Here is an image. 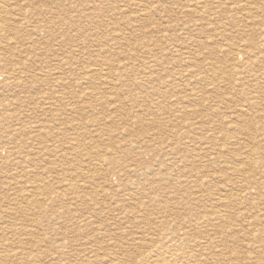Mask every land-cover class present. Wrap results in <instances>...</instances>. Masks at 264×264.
<instances>
[{
  "label": "rangeland",
  "instance_id": "obj_1",
  "mask_svg": "<svg viewBox=\"0 0 264 264\" xmlns=\"http://www.w3.org/2000/svg\"><path fill=\"white\" fill-rule=\"evenodd\" d=\"M13 1L19 5L25 3L24 1L21 2L22 0ZM61 1L62 0H43L35 2L36 4H25L31 6H24V14L25 17L28 16L27 19L21 22L20 18L15 16L12 21L14 24V31L12 32L11 28L9 30V34L18 32V37L16 36L17 47L12 45V48H4L2 49L3 51H0V162L4 163H0L2 165H0V171H2L0 173V197H2L0 198V206H3L4 209L10 207L9 210H4L3 207H0V236H3L0 237V255H2V258L0 257V262L1 260L3 261L0 264H59L58 262H60V264H107L108 262V264H140V261L144 259L148 262L152 261L151 263L154 262L155 264H168L169 261L171 264H196L195 261H198L197 264H199V262L200 264H213V262L214 264H256L257 260L262 261L258 263L264 264V224L262 228L261 225L263 221L256 220V217H253L254 214L257 213L261 215L255 214L257 217L264 218V192L262 190V188L264 189V42H262L264 40V0ZM236 1H238V4L235 6L232 2L236 3ZM229 2L232 4H229ZM34 4L36 7H34ZM204 7L206 10L203 9ZM62 10H64V12ZM45 11L49 12V14ZM157 11H159V13ZM184 11H188L187 13L190 15H187ZM205 11H208L210 15ZM197 17H203V20L207 17L205 18L206 22L203 20L200 21L201 19ZM30 23H33V26L30 25ZM43 23L44 25H42ZM67 23H71L69 25L72 27H69ZM209 23L213 26H210ZM190 24L194 25L191 26ZM202 26H204V28ZM30 27L31 29H29ZM196 27L199 28L197 29ZM208 27L212 31H210ZM35 35L39 38L35 39L33 37ZM27 36L28 38H26ZM20 37L21 39H18ZM116 38L119 40H116ZM186 39L188 41H186ZM60 42H64L65 45L63 44L62 47ZM73 42H75L74 45ZM83 42L86 44V49L83 46ZM183 42H185L186 45L182 44ZM45 43L48 46L45 45ZM75 45L78 47L76 48ZM66 46L68 47L66 48ZM47 47H50V50ZM55 47L57 48L55 49ZM70 47L73 49L71 50ZM178 48L182 49L178 50ZM13 49L14 51H12ZM98 52L101 53L99 54ZM243 52L245 53L239 57V53ZM38 54L40 58L37 57ZM6 56L8 57L5 58ZM71 56L74 57L72 58ZM70 58L73 59V61ZM187 59L189 62H187ZM191 59L193 61H191ZM20 61H24L25 63ZM86 61L91 63L89 64L90 66H87L88 63ZM54 62H57V66L55 65L53 68L51 65L54 66ZM65 62L67 66L64 67L63 64L65 65ZM73 64H75V66ZM15 65L20 69H16ZM193 66L195 69L192 68ZM97 67L98 70H96ZM249 67L253 68L249 69ZM67 68L68 71H66ZM6 70H10V72H6ZM19 70L22 71L21 77L19 76L21 73ZM53 70H58V72H55L57 74H54ZM95 71L98 73L96 74ZM100 71L102 73H100ZM131 71H134V73ZM188 71H191L190 74ZM195 71L199 72L195 73ZM93 73H95L94 77ZM103 73L108 77L106 75L103 76ZM166 73L167 75H165ZM58 74H60V76H58ZM99 74L101 75L100 78L96 77L99 76ZM49 75H51L52 78H50L51 76ZM88 77L89 80L87 79ZM118 77L120 79H118ZM7 78H10V81ZM23 78L26 81L19 87L21 88L25 85L26 88L24 87L25 89H23L22 87L20 89L18 85L16 87L14 84L20 79L24 80ZM14 79L18 80L16 81ZM55 79L56 81L53 82ZM119 80L122 82L121 84L118 82ZM123 81H126L124 82L126 84H123ZM174 81H176L175 84ZM86 83L87 86L85 85ZM111 83L113 85L115 84V86H112ZM189 85L190 87L187 89ZM178 86L179 88H176ZM32 87L36 90L32 91ZM110 88L112 90H110ZM194 89L197 90L195 91ZM41 91L43 93H41ZM192 93H194V95ZM22 94L25 95L22 96ZM27 94L32 95L29 97ZM191 94L193 95L192 98H190L192 96ZM2 95L4 96L2 97ZM197 95H200L199 98ZM44 98H47V101ZM196 98H198L197 101ZM56 99L57 102H55ZM36 102L38 107L35 104ZM187 104L192 107L189 108ZM71 106L73 109H71ZM136 112L138 114H136ZM37 116L39 118H37ZM26 117H29L30 120L29 118L26 119ZM35 118L39 122L37 121L36 123ZM30 124H32V126ZM45 128H47L48 131ZM192 131H194V133ZM8 133L9 139L7 137ZM48 137L50 141L47 139ZM185 138L187 139L185 140ZM71 140L72 142H69ZM73 140H75V143L78 141V143L74 144ZM192 140L195 142L192 143ZM30 143L33 146H31ZM82 144H85L84 147ZM195 145L197 146L195 147ZM73 146L77 149H75V147L73 148ZM6 147L7 150H5ZM203 147L204 152L201 151ZM46 148H48V150ZM32 149L37 151L32 153ZM191 149L194 150L191 151ZM8 153L9 155H5ZM30 153H32V155ZM50 155L51 157H49ZM73 155L76 157L73 158ZM198 155L202 157L200 156V158ZM10 156H12V158ZM189 157L190 159H188ZM86 161H88L90 165ZM25 167L27 169L23 170ZM189 167H191V169ZM47 170L51 172L48 173ZM52 170L56 171L54 172L55 174ZM32 172L35 175L32 174ZM13 173L15 174L14 176ZM18 173L19 176H16ZM198 173L202 175H198ZM76 174L77 176L79 175V178ZM11 175L13 177H11ZM65 175H68V177ZM190 176L193 178L190 179ZM14 177L17 178V182ZM75 177L77 179H73ZM206 177L208 179H205ZM52 179L57 180H54L57 185ZM66 179L69 181L68 184ZM70 179L72 180L70 181ZM21 182L24 185H22ZM25 182H28L27 184L29 185H26ZM53 183L55 185H52ZM186 183L188 184L186 185ZM44 184L47 186L45 188L46 192L43 191L44 188L42 185ZM133 184L134 186H132ZM4 189L6 192H4ZM22 191H25V193L22 194ZM16 192L17 198L14 195ZM65 192L69 198L65 196ZM191 192L193 193L192 195ZM248 194L250 197L247 196ZM26 195L28 196L26 197ZM32 195L34 198H32ZM8 197L11 198L9 199ZM23 197H26L28 200ZM78 198H81L80 202ZM13 200L16 201V206L13 204ZM20 200L22 202H20ZM59 201H61V204H57ZM9 204H13V206H9ZM26 204L27 208H24L23 206H26ZM14 206L15 209L13 208ZM191 206L192 208H190ZM28 208L32 210H28ZM56 211L58 212L56 213ZM62 212L63 214L59 216ZM54 213L57 215H54ZM50 216L54 218H50ZM1 217L4 221L6 220V223ZM220 217L224 219H220ZM10 218H12V220ZM17 219H23L24 221L19 220V222H17ZM159 219L161 221H159L160 224L159 222L157 223ZM238 219L239 221H237ZM193 220L194 223L192 222ZM230 220H234L235 222H231ZM240 220L241 223H239ZM247 220L249 222L250 220L252 221L250 222L252 226ZM21 221L25 224L21 223ZM50 221L54 223H50ZM243 221L246 223H243ZM210 222H212V225ZM238 223L240 225H238ZM218 224L221 225L219 226ZM227 224L232 226L228 225L230 226L228 228L226 227ZM16 225H18V227L20 225V227L18 228ZM247 225L250 227H247ZM22 226H24V228ZM163 226L167 229H164ZM240 226L241 228H239ZM28 227L31 228V230ZM16 229L19 230L15 231ZM27 230L31 233L28 234L29 231ZM20 231H22V233ZM161 231L167 232L168 234L162 233ZM61 232L62 235H60ZM172 233H174V236H171L173 235ZM222 233L230 235L223 234V236L226 237L224 238ZM19 234L20 237L18 236ZM24 234L25 236H23ZM27 234L29 236H27ZM119 234H121V236H119ZM146 234L149 238L145 237ZM184 235L189 236L188 240L187 236ZM190 235L193 238H191ZM194 235H196V237ZM259 235L260 237H258ZM176 236H178V238ZM1 238L5 240H1ZM163 238H166V242L163 241ZM171 238L174 239V242H178L176 241L177 239H186L184 240L185 243L184 241L178 242L183 251L179 248L180 246L178 243L169 242ZM15 240H18V243ZM250 240L253 242L251 243ZM28 241L30 242L28 243ZM157 241L160 242L158 243ZM193 242L196 244L195 246H193ZM21 243L23 245H21ZM44 243H48V245ZM161 243L166 244L163 246ZM173 243L174 246H172ZM191 243L193 244L192 246H190ZM38 245L39 247H37ZM166 245L171 247L168 246L165 248ZM7 246L11 249H7ZM159 247L162 249H159ZM163 247L165 251H169L165 253ZM14 248H16L15 250L17 251H15ZM37 248L40 251H38ZM98 248L99 250H97ZM190 248H193V251L190 250ZM7 250L10 254H6ZM147 250L150 253H148ZM171 250L173 253L175 252L174 254L172 253L175 257L170 255ZM202 250H205V253ZM13 252H15V255L11 254ZM92 252L93 255L91 254ZM185 252L188 253L186 254ZM16 253L19 257L21 256V258H16V256H18ZM181 253H185L186 255L189 254V257ZM191 253L193 256H191ZM150 254H152V259L150 258ZM204 254L210 255H208L209 257H205ZM28 255L31 256L29 257ZM86 256L89 258L86 259ZM254 256L257 257V259ZM186 257H188V260ZM46 258L48 260H46ZM202 258L204 261H200ZM15 259L20 261H14ZM51 259H53L54 262L53 260L51 262ZM154 259L157 261H154ZM192 260H194V262ZM25 261L27 263H25ZM205 261H207V263H205Z\"/></svg>",
  "mask_w": 264,
  "mask_h": 264
},
{
  "label": "bare ground",
  "instance_id": "obj_2",
  "mask_svg": "<svg viewBox=\"0 0 264 264\" xmlns=\"http://www.w3.org/2000/svg\"><path fill=\"white\" fill-rule=\"evenodd\" d=\"M20 1H21V0H20ZM23 1H24L25 3L19 5L18 3H15L13 0H9V1H7V0H0V51H1L2 49H4V48H5V49L12 48V45H15V46H16V43H17L16 40H17V37H18V36H17L18 32L15 31L16 33L9 34V32H10V31H9L10 28H11V31H12V32L14 31V28H13V25H14V24L12 23L14 17H15V16H18V17L20 18L21 22H22V21H25V20L27 19L28 16L25 17V14H24L25 8H24V6H25V7H31L30 5L27 6V5H25V4H27V3H35V2H37V1L39 2V1H43V0H22L21 2H23ZM55 1H57V0H55ZM62 1H63V0H62ZM62 1H61V2H62ZM202 1H203V0H202ZM217 1H218V0H217ZM58 2H59V1H58ZM61 2H60V3H61ZM200 2H201V1H200ZM200 2H199V3H200ZM204 2H205V1H204ZM208 2H209V1H208ZM237 2H238V1H236V3H234V2H232V3L236 6V4H238ZM53 3H54V1H53ZM209 3H210V2H209ZM227 3H228V2H227ZM232 3L229 2V4H232ZM35 4H36V3H35ZM35 4H34V5H35ZM197 4H198V3H197ZM205 4H206V3H205ZM216 4H217V3H216ZM229 4H228V5H229ZM53 5H54V4H53ZM55 5H56V4H55ZM61 5H62V4H61ZM211 5H212V3H211ZM32 6H33V5H32ZM57 6H60V5H57ZM201 6H202V5H201ZM203 6H204V5H203ZM213 6H214V5H213ZM216 6H217V5H216ZM34 7H36V5H35ZM211 7H212V6H211ZM46 8H47V7H46ZM46 8H45V9H46ZM49 8H50V7H49ZM49 8H48V9H49ZM62 8H63V7H62ZM64 8H65V7H64ZM209 8H210V6H209ZM26 9H27V8H26ZM38 9H39V8H38ZM51 9H52V8H51ZM88 9H89V8H88ZM156 9H157V8H156ZM156 9H155V11H156ZM188 9H189V8H188ZM203 9H205V7H204ZM84 10H86V9H84ZM90 10H91V9H90ZM158 10H159V9H158ZM183 10H184V9H183ZM205 10H206V9H205ZM216 10H217V9H216ZM37 11H38V10H37ZM41 11H42V10H41ZM48 11H49V10H48ZM52 11H55V10H52ZM62 11L64 12V10H62ZM69 11H70V10H69ZM86 11H87V10H86ZM181 11H182V10H181ZM189 11H190V9H189ZM191 11H192V10H191ZM33 12H34V11H33ZM39 12H40V11H39ZM39 12H38V13H39ZM45 12H47V11H45ZM58 12H59V11H58ZM79 12H80V11H79ZM79 12H78V15H79ZM83 12H84V11H83ZM157 12L159 13V11H157ZM177 12H178V11H177ZM177 12H176V13H177ZM182 12H183V11H182ZM184 12H186V11H184ZM187 12H188V11H187ZM187 12H186V13H187ZM205 12H206V11H205ZM215 12H217V11H215ZM36 13H37V12H36ZM43 13H44V12H43ZM47 13L49 14V12H47ZM52 13H53V12H52ZM186 13H184V14H186ZM194 13H195V12H194ZM206 13L209 14L208 11H207ZM212 13H213V11H212ZM34 14H35V13H34ZM59 14H60V13H59ZM71 14H72V13H71ZM81 14H82V13H81ZM83 14H84V13H83ZM188 14H189V13H187V15H188ZM41 15H42V14H41ZM51 15H52V14H51ZM63 15H65V14H63ZM86 15H87V14H86ZM189 15H190V14H189ZM191 15H192V12H191ZM202 15H204V14H202ZM209 15H210V14H209ZM49 16H50V15H49ZM55 16H56V15H55ZM57 16H58V15H57ZM67 16H68V15H67ZM200 16H201V15H200ZM206 16H207V15H206ZM34 17H35V16H34ZM41 17H42V16H41ZM84 17H85V15H84ZM89 17H90V16H89ZM198 17H199V16H198ZM198 17H197V18H198ZM207 17H208V16H207ZM207 17H205V18H207ZM211 17H212V15H211ZM53 18H54V17H53ZM67 18H68V17H67ZM86 18H87V17H86ZM91 18H92V17H91ZM202 18H203V17H200V18H198V19H201L200 21H202V20H203ZM205 18H204L203 21L206 22ZM28 19H29V18H28ZM49 19H50V18H49ZM49 19H48V20H49ZM61 19H62V18H61ZM61 19H60V20H61ZM63 19H64V16H63ZM74 19H75V17H74ZM79 19H80V18H79ZM53 20H54V19H53ZM60 20H59V21H60ZM65 20H66V19H65ZM70 20H71V19H70ZM27 21H28V20H27ZM35 21H36V19H35ZM67 21H68V20H67ZM198 21H199V20H198ZM57 22H58V21H57ZM60 22H62V21H60ZM63 22H64V20H63ZM69 22H71V21H69ZM76 22H78V21H76ZM190 22H191V21H190ZM23 23H25V22H23ZM23 23H21V24H23ZM27 23H28V22H27ZM44 23H45V22H44ZM44 23H43L42 25H44ZM71 23H73V22H71ZM71 23H67V24L69 25V24H71ZM79 23H80V22H79ZM194 23H195V22H194ZM32 24H33V23H32ZM32 24L30 23V25H32ZM59 24H62V23H59ZM67 24H66V25H67ZM77 24H78V23H77ZM206 24H207V23H206ZM28 25H29V24H28ZM47 25H48V24H47ZM56 25H57V24H56ZM72 25H73V24H72ZM74 25H75V24H74ZM81 25H82V24H81ZM190 25H191V24H190ZM193 25H194V24H193ZM193 25H191V26H193ZM209 25H210V26H213V25H211L210 23H209ZM32 26H33V25H32ZM50 26H51V24H50ZM58 26H59V25H58ZM58 26H57V28H58ZM62 26H63V25H62ZM62 26H61V28H62ZM75 26H76V25H75ZM197 26H199V25H197ZM69 27H72V26L69 25ZM79 27H80V26H79ZM176 27H177V26H176ZM202 27L204 28V26H202ZM206 27H207V26H206ZM206 27H205V28H206ZM23 28H24V27H23ZM42 28H43V26H42ZM52 28H53V27H52ZM66 28H67V27H66ZM76 28H77V27H76ZM76 28H75V29H76ZM188 28H189V27H188ZM193 28H194V27H193ZM193 28H192V29H193ZM196 28L198 29L199 27H196ZM208 28H209V27H208ZM29 29H31V27H30ZM50 29H51V28H50ZM50 29H48V30H50ZM54 29H55V27H54ZM79 29H81V28H79ZM178 29H179V28H178ZM211 29H212V27H211ZM213 29H214V28H213ZM22 30H23V29H22ZM25 30H26V29H25ZM45 30H47V29H45ZM59 30H60V28H59ZM69 30H70V29H69ZM73 30H74V29H73ZM189 30H190V29H189ZM207 30H208V29H207ZM209 30H210V28H209ZM214 30H215V29H214ZM57 31H58V30H57ZM83 31H84V30H83ZM185 31H186V30H185ZM196 31H197V30H196ZM199 31H200V30H199ZM210 31H212V30H210ZM215 31H216V30H215ZM7 32H8V33H7ZM27 32H28V30H27ZM27 32H26V33H27ZM29 32H30V31H29ZM61 32H62V31H61ZM85 32H86V31H85ZM88 32H89V31H88ZM183 32H184V31H183ZM21 33H22V32H21ZM31 33H32V32H31ZM48 33H49V32H48ZM53 33H54V32H53ZM77 33H78V32H77ZM175 33H177V32H175ZM38 34H39V33H38ZM62 34H63V33H62ZM62 34H61V35H62ZM185 34H186V33H185ZM185 34H184V36H185ZM196 34H197V33H196ZM19 35H20V34H19ZM22 35H24V34H22ZM43 35H44V34H43ZM73 35H74V34H73ZM73 35H72V36H73ZM82 35H84V34H82ZM182 35H183V34H182ZM16 36H17V37H16ZM35 36H36V37H35ZM35 36H33V37L36 39V38H37V35H35ZM40 36H41V35H40ZM72 36H71V37H72ZM74 36H75V35H74ZM74 36H73V37H74ZM194 36H195V35H194ZM29 37H30V36H29ZM31 37H32V36H31ZM42 37H43V36H42ZM50 37H51V35H50ZM85 37H86V36H85ZM116 37H117V36H116ZM172 37H173V36H172ZM23 38H24V37H23ZM26 38H28V36H27ZM38 38H39V37H38ZM38 38H37V39H38ZM53 38H54V37H53ZM113 38H114V37H113ZM185 38H186V37H185ZM18 39H21V37L18 38ZM72 39H74V38H72ZM76 39H79V38H76ZM82 39H83V38H82ZM117 39H118V38H116V40H117ZM167 39H168V38H167ZM167 39H166V40H167ZM173 39H174V38H173ZM79 40H81V39H79ZM112 40H113V39H112ZM118 40H119V39H118ZM181 40H182V39H181ZM30 41H32V40H30ZM56 41H57V40H56ZM56 41H55V42H56ZM60 41H62V40H60ZM71 41H72V40H71ZM75 41H76V40H75ZM84 41H85V40H84ZM183 41H184V40H183ZM186 41H188V40L186 39ZM36 42H37V41H36ZM55 42H54V43H55ZM65 42H66V41H65ZM68 42H69V41H68ZM76 42H77V41H76ZM115 42H116V41H115ZM262 42H264V40H263ZM31 43H32V42H31ZM33 43L35 44L34 41H33ZM69 43H70V42H69ZM74 43H75V42H73V45H74ZM79 43H80V42H79ZM81 43H82V42H81ZM83 43H84V42H83ZM86 43H87V41H86ZM191 43H192V42H191ZM29 44H30V43H29ZM60 44H61L62 47H63L64 42H60ZM60 44H59V45H60ZM115 44H117V43H115ZM182 44H185V42H183ZM192 44H193V43H192ZM25 45H26V44H25ZM30 45H31V44H30ZM45 45H47V44L45 43ZM49 45H50V44H49ZM64 45H65V44H64ZM85 45H86V44L84 43L83 46H84V48L86 49ZM185 45H186V44H185ZM188 45H189V44H188ZM188 45H187V46H188ZM194 45H195V44H194ZM194 45H193V46H194ZM18 46H19V45H18ZM34 46H36V45H34ZM40 46H41V45H40ZM47 46H48V45H47ZM52 46H53V45H52ZM79 46H81V45H79ZM189 46H191V45H189ZM16 47H17V46H16ZM20 47H22V46H20ZM67 47H68V46H66V48H67ZM75 47H76V45H75ZM77 47H78V46H77ZM77 47H76V48H77ZM81 47H82V46H81ZM99 47H100V46H99ZM32 48H34V47H32ZM32 48H31V49H32ZM47 48H48V47H47ZM49 48H50V47H49ZM49 48H48V49H49ZM56 48H57V47H55V49H56ZM84 48H83V49H84ZM172 48H173V47H172ZM187 48H188V47H187ZM187 48H186V49H187ZM248 48H249V47H248ZM44 49H45V48H44ZM70 49L72 50L73 48L70 47ZM80 49H81V48H80ZM80 49H79V50H80ZM83 49H82V50H83ZM179 49H182V48H178V50H179ZM10 50H11V49H10ZM32 50H33V49H32ZM49 50H50V49H49ZM71 50H70V51H71ZM183 50H184V49H183ZM183 50H181V51H183ZM2 51H3V50H2ZM12 51H14V49H13ZM46 51H47V50H46ZM56 51H57V50H56ZM58 51H60V50H58ZM65 51H66V50H65ZM76 51H77V49H76ZM98 51H99V50H98ZM163 51H164V50H163ZM16 52H18V51H16ZM30 52H32V51H30ZM49 52H50V51H49ZM52 52H54V51H52ZM60 52H61V51H60ZM73 52H74V51H73ZM80 52H81V51H80ZM173 52H174V51H173ZM183 52H184V51H183ZM18 53H19V52H18ZM84 53H85V52H84ZM98 53H99V52H98ZM100 53H101V52H100ZM100 53H99V54H100ZM169 53H170V52H169ZM244 53H245V52H243V53H239V57H241ZM16 54H17V53H16ZM26 54H27V52H26ZM52 54H53V53H52ZM64 54H66V53H64ZM85 54H86V53H85ZM92 54H93V53H92ZM174 54H175V53H174ZM249 54H250V53H249ZM21 55H22V53H21ZM40 55H41V54H40ZM48 55H49V54H48ZM50 55H51V53H50ZM68 55H70V54H68ZM87 55H88V54H87ZM0 56H1V55H0ZM11 56H12V55H11ZM14 56H15V54H14ZM31 56H32V55H31ZM33 56H35V55H33ZM85 56H86V55H85ZM165 56H166V54H165ZM174 56H175V55H174ZM247 56H248V55H247ZM252 56H253V55H252ZM7 57H8V56H6L5 58H7ZM26 57H27V56H26ZM37 57H39V54H38ZM37 57H35V58H37ZM60 57H61V54H60ZM71 57H72V56H71ZM73 57H74V56H73ZM73 57H72V58H73ZM75 57H77V56H75ZM90 57H91V56H90ZM162 57H163V56H162ZM166 57H167V56H166ZM166 57H164V58H166ZM185 57H186V52H185ZM250 57H251V56H250ZM5 58H3V59H5ZM23 58H24V57H23ZM29 58H31V57H29ZM39 58H40V57H39ZM39 58H38V59H39ZM55 58H56V57H55ZM65 58H66V57H65ZM68 58H69V56H68ZM88 58H89V57H88ZM151 58H152V57H151ZM167 58H168V57H167ZM174 58H175V57H174ZM178 58H179V57H178ZM21 59H22V58H21ZM25 59H26V58H25ZM25 59H24V60H25ZM47 59H48V58H47ZM63 59H64V58H63ZM63 59H62V60H63ZM70 59H71V58H70ZM80 59H81V58H80ZM82 59H83V57H82ZM91 59H92V57H91ZM93 59H94V57H93ZM149 59H150V58H149ZM149 59H146V60H149ZM162 59H163V58H162ZM236 59H237V58H236ZM15 60H16V59H15ZM29 60H30V59H29ZM60 60H61V59H60ZM64 60H65V59H64ZM71 60L73 61V59H71ZM87 60H89V59H87ZM151 60H152V59H151ZM153 60H154V59H153ZM159 60H160V59H159ZM165 60H166V59H165ZM172 60H173V59H172ZM182 60H183V59H182ZM0 61H1V58H0ZM38 61H39V60H38ZM40 61H41V60H40ZM54 61H55V60H54ZM80 61H81V60H80ZM83 61H84V60H83ZM93 61H95V60H93ZM191 61H193V60L191 59ZM17 62H19V61H17ZM20 62L23 63L24 61H20ZM36 62H37V60H36ZM45 62H46V61H45ZM62 62H63V61H62ZM77 62H78V61H77ZM86 62H87V61H86ZM149 62H150V61H149ZM153 62H154V61H153ZM155 62H156V61H155ZM168 62H169V61H168ZM187 62H189L188 59H187ZM200 62H201V61H200ZM200 62H197V63H200ZM247 62H249V61H247ZM24 63H25V62H24ZM26 63H27V62H26ZM41 63H42V61H41ZM54 63H55V62H54ZM54 63H53V64H54ZM56 63H57V62H56ZM56 63L54 64V66H53V65H51V66L54 68L55 65L57 66ZM68 63H69V62H68ZM87 63H88L87 66H90L89 64H91V63H89V62H87ZM93 63H94V62H93ZM141 63H142V62H141ZM181 63H182V62H181ZM0 64H1V62H0ZM9 64H10V63H9ZM15 64H16V63H15ZM27 64H28V63H27ZM62 64H63V63H62ZM62 64H61V65H62ZM82 64H84V63H82ZM138 64H139V63H138ZM147 64H148V62H147ZM182 64H183V63H182ZM188 64H189V63H188ZM248 64H249V63H248ZM252 64H253V63H252ZM19 65H20V64H19ZM70 65H71V64H70ZM73 65L75 66V64H73ZM80 65H81V64H80ZM108 65H110V64H108ZM143 65H144V64H143ZM145 65H146V64H145ZM150 65H151V62H150ZM152 65H153V64H152ZM166 65H167V62H166ZM183 65H184V64H183ZM192 65H193V64H192ZM202 65H203V63H202ZM204 65H205V64H204ZM21 66H22V65H21ZM28 66H30V65H28ZM44 66H45V65H44ZM44 66H43V68H44ZM63 66H64V67L67 66L66 62H65V65L63 64ZM63 66H62V67H63ZM77 66H78V65H77ZM81 66H82V65H81ZM98 66H100V65H98ZM148 66H149V64H148ZM168 66H169V65H168ZM189 66H190V65H189ZM197 66H198V64H197ZM199 66H200V65H199ZM207 66H208V65H207ZM252 66H253V65H252ZM7 67H8V66H7ZM11 67H12V66H11ZM34 67H35V66H34ZM83 67H84V65H83ZM92 67H93V66H92ZM105 67H106V66H105ZM121 67H122V66H121ZM150 67H151V66H150ZM156 67H157V66H156ZM172 67H173V66H172ZM180 67H181V66H180ZM190 67H191V66H190ZM190 67H189V68H190ZM202 67H203V66H202ZM202 67H201V68H202ZM210 67H211V65H210ZM210 67H209V69H210ZM2 68H3V66H2ZM15 68H16V69H20V68H18L16 65H15ZM15 68H14V69H15ZM25 68H27V67H25ZM28 68H29V67H28ZM50 68H51V67H50ZM68 68H69V67H68ZM68 68H67L66 71H68ZM70 68H71V67H70ZM74 68H75V67H74ZM85 68H86V67H85ZM94 68H95V67H94ZM108 68H109V66H108ZM130 68H131V67H130ZM146 68H147V67H146ZM153 68H155V67H153ZM170 68H171V67H170ZM192 68H194V66H193ZM204 68H206V67H204ZM252 68H253V67H251V68L249 67V69H252ZM3 69H4V68H3ZM5 69H6V68H5ZM7 69H9V68H7ZM36 69H37V68H36ZM38 69H39V68H38ZM86 69H87V68H86ZM104 69H106V68H104ZM121 69H122V68H121ZM132 69H133V68H132ZM185 69H186V68H185ZM194 69H195V68H194ZM30 70H31V69H30ZM41 70H43V69H41ZM51 70H52V69H51ZM55 70H56V69H55ZM73 70H74V69H73ZM77 70H78V69H77ZM77 70H76V72H77ZM83 70H84V69H83ZM96 70H98V67H97ZM101 70H102V68H101ZM106 70H107V69H106ZM122 70H123V69H122ZM171 70H172V69H171ZM188 70H189V69H188ZM197 70H198V69H197ZM1 71H2V70H1ZM11 71H12V70H11ZM13 71H14V70H13ZM19 71H21V70H19ZM53 71H54V70H53ZM74 71H75V70H74ZM87 71H88V70H87ZM90 71H91V69H90ZM102 71H103V70H102ZM111 71H112V70H111ZM124 71H125V70H124ZM168 71H169V70H168ZM240 71H241V69H240ZM6 72H10V70H8V71L6 70ZM35 72H36V71H35ZM43 72H44V71H43ZM47 72H48V70H47ZM50 72H51V71H50ZM55 72H58V70H57V71H54V74H57V73H55ZM72 72H73V71H72ZM95 72H96V74L98 73L97 71H95ZM103 72H104V71H103ZM107 72H108V71H107ZM131 72L134 73V71H131ZM165 72H166V70H165ZM188 72H189V71H188ZM190 72H191V71H190ZM190 72H189V74H190ZM197 72H199V71H197ZM197 72L195 71V73H197ZM17 73H18V71H17ZM30 73H31V72H30ZM30 73H29V74H30ZM39 73H40V71H39ZM44 73H45V72H44ZM73 73H74V72H73ZM78 73H79V72H78ZM83 73H84V72H83ZM100 73H102V72L100 71ZM123 73H124V72H123ZM150 73H151V72H150ZM152 73H153V72H152ZM154 73H155V71H154ZM163 73H164V72H163ZM167 73H168V72H167ZM167 73H166L165 75H167ZM172 73H173V72H172ZM248 73H249V72H248ZM1 74H2V73H1ZM6 74H7V73H6ZM21 74H22V71H21V73L19 74V76H20ZM24 74H25V73H24ZM67 74H69V73H67ZM91 74H92V73H91ZM91 74H90V76H91ZM94 74H95V73H93V77H94ZM103 74H104V73H103ZM108 74H110V73H108ZM113 74H114V73H113ZM146 74H147V73H146ZM148 74H149V73H148ZM168 74H169V73H168ZM173 74H174V73H173ZM179 74H181V73H179ZM186 74H187V73H186ZM10 75H12V74H10ZM17 75H18V74H17ZM42 75H43V74H42ZM70 75H71V74H70ZM84 75H85V74H84ZM105 75H106V74H104L103 76H105ZM138 75H140V74H138ZM143 75H144V74H143ZM149 75H150V74H149ZM149 75H148V76H149ZM153 75H154V74H153ZM183 75H184V74H183ZM13 76H14V75H13ZM13 76H11V77H13ZM37 76H38V75H37ZM49 76H51V75H49ZM54 76H55V75H54ZM56 76H57V75H56ZM58 76H60V74H58ZM65 76H66V75H65ZM79 76H80V75H79ZM79 76H78V77H79ZM82 76H83V75H82ZM95 76H96V75H95ZM100 76H101V75L99 74V76H96V77H99V78H100ZM106 76H107V75H106ZM117 76H118V75H117ZM117 76H116V77H117ZM123 76H124V75H123ZM144 76H146V75H144ZM173 76H174V75H173ZM201 76H202V75H201ZM238 76H239V75H238ZM240 76H241V75H240ZM243 76H244V75H243ZM8 77H9V76H8ZM14 77H15V76H14ZM14 77H13V78H14ZM20 77H21V76H20ZM34 77H35V76H34ZM63 77H64V76H63ZM107 77H108V76H107ZM107 77H106V78H107ZM119 77H120V76H119ZM119 77H118V79H120ZM141 77H142V75H141ZM151 77H152V76H151ZM171 77H172V76H171ZM250 77H251V76H250ZM1 78H2V77H1ZM16 78H17V77H16ZM50 78H52V76H51ZM67 78H68V77H67ZM82 78H83V77H82ZM91 78H92V76H91ZM104 78H105V77H104ZM138 78H139V77H138ZM186 78H187V75H186ZM188 78H189V77H188ZM248 78H249V77H248ZM7 79H9V81H10V78H7ZM23 79H24V78H23ZM28 79H29V78H28ZM39 79H40V78H39ZM53 79H54V78H53ZM56 79H57V78H56ZM56 79H55L53 82H55ZM73 79H74V78H73ZM87 79L89 80V77H88ZM118 79H117V80H118ZM142 79H143V78H142ZM177 79H178V78H177ZM177 79H176V80H177ZM11 80H12V79H11ZM14 80L17 81L18 79H14ZM40 80H42V79H40ZM85 80H86V79H85ZM90 80H91V79H90ZM97 80H98V79H97ZM100 80H101V79H100ZM107 80H109V79H107ZM115 80H116V79H115ZM144 80H145V79H144ZM169 80H170V79H169ZM174 80H175V79H174ZM190 80H191V78H190ZM16 81H15V82H16ZM25 81H26L25 79H24V80L20 79V80H18L17 83H15L14 85H15L16 87H17V85H18V87H19V86H21V84L24 83ZM93 81H94V80H93ZM104 81H105V80H104ZM171 81H172V80H171ZM185 81H186V80H185ZM188 81H189V79H188ZM7 82H8V80H7ZM13 82H14V81H13ZM35 82H36V81H35ZM70 82H71V81H70ZM70 82H69V83H70ZM73 82H74V81H73ZM75 82H76V81H75ZM85 82H86V81H85ZM118 82H120V80H119ZM124 82H126V81H123V84H126V83H124ZM147 82H148V81H147ZM149 82H150V81H149ZM161 82H162V80H161ZM175 82H176V81H174V84H175ZM1 83H2V82H1ZM27 83H28V82H27ZM87 83H88V82H87ZM87 83L85 84L86 86H87ZM91 83H92V82H91ZM113 83H114V82H113ZM121 83H122V82H120V84H121ZM129 83H131V82H129ZM137 83H138V82H137ZM143 83H145V82H143ZM157 83H158V82H157ZM178 83H179V82H178ZM198 83H199V82H198ZM201 83H202V82H201ZM8 84H9V83H8ZM88 84H89V83H88ZM100 84H101V82H100ZM111 84H112V83H111ZM180 84H181V83H180ZM191 84H192V82H191ZM36 85H37V84H36ZM58 85H59V84H58ZM60 85H61V84H60ZM79 85H80V84H79ZM81 85H82V84H81ZM85 85H84V86H85ZM93 85H95V84H93ZM93 85H91V86H93ZM127 85H128V84H127ZM149 85H150V84H149ZM165 85H166V84H165ZM177 85H178V84H177ZM187 85H188V84H187ZM198 85H199V84H198ZM0 86H1V85H0ZM28 86L30 87L29 84H28ZM69 86H70V84H69ZM76 86H77V85H76ZM86 86H85V87H86ZM103 86H104V85H103ZM105 86H106V85H105ZM112 86H115V84H114V85L112 84ZM131 86H132V85H131ZM147 86H148V84H147ZM155 86H156V85H155ZM175 86H176V85H175ZM179 86H180V85H179ZM179 86L176 87V88H179ZM191 86H193V85H191ZM6 87H7V86H6ZM22 87H23V86H22ZM22 87H21V88H22ZM24 87H25V85H24ZM24 87H23V89L26 88V87H25V88H24ZM29 87H28V88H29ZM36 87H37V86H36ZM36 87H34V88H36ZM58 87H59V86H58ZM58 87H57V88H58ZM89 87H90V86H89ZM110 87H111V86H110ZM125 87H126V85H125ZM128 87H129V86H128ZM136 87H137V86H136ZM145 87H146V86H145ZM148 87H149V86H148ZM160 87H161V86H160ZM165 87H166V86H165ZM186 87H187V86H186ZM186 87H185V88H186ZM189 87H190V85L188 86L187 89H189ZM200 87H201V86H200ZM4 88H5V87H4ZM11 88H12V86H11ZM19 88H20V87H19ZM21 88H20V89H21ZM69 88H70V87H69ZM72 88H73V87H72ZM77 88H78V86H77ZM112 88H114V87H112ZM129 88H130V87H129ZM155 88H156V87H155ZM163 88H164V87H163ZM191 88H192V87H191ZM9 89H10V88H9ZM13 89H14V88H13ZM13 89H12V90H13ZM16 89H17V88H16ZM30 89H31V87H30ZM39 89H40V88H39ZM48 89H49V87H48ZM75 89H76V88H75ZM86 89H87V88H86ZM134 89H135V88H134ZM156 89H157V88H156ZM160 89H161V88H160ZM166 89H167V88H166ZM174 89H175V88H174ZM192 89H193V88H192ZM2 90H4V89H2ZM5 90H6V88H5ZM5 90H4V91H5ZM35 90H36V89H35ZM35 90H34L33 87H32V91H35ZM40 90H41V89H40ZM110 90H112V89L110 88ZM194 90H195V89H194ZM196 90H197V89H196ZM196 90H195V91H196ZM4 91H3V92H4ZM30 91H31V90H30ZM45 91H46V90H45ZM47 91H48V90H47ZM63 91H65V90H63ZM70 91H71V90H70ZM70 91H68V92H70ZM88 91H89V90H88ZM101 91H102V90H101ZM106 91H107V89H106ZM108 91H109V90H108ZM128 91H129V90H128ZM134 91H135V90H134ZM134 91H133V93H134ZM176 91H177V90H176ZM176 91H175V92H176ZM13 92H14V91H13ZM15 92H16V91H15ZM27 92H28V91H27ZM65 92H66V91H65ZM92 92H93V91H92ZM136 92H137V90H136ZM166 92H167V91H166ZM186 92H187V90H186ZM17 93H19V92H17ZM31 93H32V92H31ZM41 93H43V92L41 91ZM47 93H48V92H47ZM54 93H55V91H54ZM66 93H67V92H66ZM89 93H90V91H89ZM89 93H88V94H89ZM93 93H94V92H93ZM133 93H131V94H133ZM178 93H179V91H178ZM194 93H195V92H194ZM194 93H192V94L194 95ZM25 94H26V93H25ZM25 94H22V96H24ZM131 94H130V95H131ZM176 94H177V93H176ZM186 94H187V93H186ZM189 94H190V93H189ZM192 94H191V95H192ZM27 95H29V94H27ZM30 95H32V94H30ZM30 95H29V97H30ZM53 95H54V94H53ZM60 95H61V94H60ZM89 95H90V94H89ZM150 95H151V94H150ZM154 95H155V94H154ZM157 95H158V94H157ZM165 95H166V94H165ZM168 95H169V94H168ZM193 95H192L190 98H192ZM3 96H4V95H2V97H3ZM6 96H7V94H6ZM15 96H16V95H15ZM34 96H35V95H34ZM91 96H92V95H91ZM133 96H134V95H133ZM152 96H153V95H152ZM155 96H156V95H155ZM155 96H154V97H155ZM187 96H188V95H187ZM187 96H186V97H187ZM195 96H196V95H195ZM195 96H194V97H195ZM197 96H198V95H197ZM199 96H200V95H199ZM199 96H198V98H199ZM10 97H11V96H10ZM50 97H51V96H50ZM55 97H56V93H55ZM62 97H63V96H62ZM92 97H93V96H92ZM95 97H96V96H95ZM161 97H162V96H161ZM173 97H174V96H173ZM8 98H9V96H8ZM17 98H18V96H17ZM22 98H23V97H22ZM22 98H21V99H22ZM47 98L50 99L49 97H47ZM47 98H44V99L46 100ZM52 98H53V97H52ZM57 98H58V97H57ZM65 98H66V97H65ZM144 98H145V97H144ZM198 98H196V101H197ZM10 99H11V98H10ZM27 99H28V98H27ZM27 99H26V101H27ZM58 99H60V98H58ZM66 99H67V98H66ZM139 99H140V98H139ZM188 99H189V98H188ZM7 100H8V99H7ZM29 100H30V99H29ZM40 100H41V99H40ZM51 100H53V99H51ZM62 100H63V99H62ZM190 100H191V99H190ZM38 101H39V100H38ZM46 101H47V100H46ZM48 101H49V100H48ZM187 101H188V100H187ZM42 102H45V101H42ZM42 102H40V103H42ZM55 102H57V99H56ZM66 102H67V101H66ZM66 102H65V103H66ZM194 102H195V101H194ZM194 102H193V103H194ZM198 102H199V100H198ZM28 103H32V102H28ZM59 103H60V102H59ZM68 103H69V102H68ZM138 103H139V102H138ZM172 103H173V102H172ZM175 103H176V102H175ZM184 103H185V102H184ZM184 103H183V104H184ZM186 103H187V102H186ZM7 104H8V103H7ZM33 104H34V103H33ZM35 104H36V106H37V102H36ZM63 104H64V103H63ZM72 104H73V103H72ZM75 104H76V103H75ZM136 104H137V102H136ZM136 104H135V105H136ZM139 104H140V103H139ZM189 104H190V102H189ZM12 105H13V104H12ZM14 105H15V104H14ZM18 105H19V104H18ZM52 105H53V104H52ZM55 105H56V104H55ZM184 105H186V104H184ZM187 105H188V104H187ZM191 105H192V104H191ZM16 106H17V105H16ZM16 106H15V107H16ZM24 106H25V103H24ZM31 106H32V104H31ZM62 106H63V105H62ZM179 106H181V105H179ZM37 107H38V106H37ZM49 107H50V106H49ZM73 107H74V105H73ZM128 107H129V106H128ZM141 107H142V106H141ZM174 107H175V105H174ZM177 107H178V104H177ZM188 107L191 108L192 106H189V105H188ZM3 108H4V107H3ZM40 108H41V107H40ZM52 108H53V106H52ZM68 108H70V107H68ZM143 108H144V107H143ZM179 108H180V107H179ZM6 109L9 110L8 108H6ZM16 109H17V108H16ZM44 109H49V108H44ZM71 109H73L72 106H71ZM76 109H77V108H76ZM76 109H75V110H76ZM175 109H176V108H175ZM11 110H12V109H11ZM11 110H10V111H11ZM18 110H19V109H18ZM27 110H28V109H27ZM30 110H31V109H30ZM32 110H33V108H32ZM40 110H41V109H40ZM50 110H51V109H50ZM181 110H182V109H181ZM183 110H184V109H183ZM186 110H187V109H186ZM1 111H2V110H1ZM10 111H9V112H10ZM15 111H16V110H15ZM42 111H43V110H42ZM45 111H46V110H45ZM54 111H55V110H54ZM144 111H145V110H144ZM17 112H18V111H17ZM19 112H20V111H19ZM38 112H39V111H38ZM59 112H60V111H59ZM63 112H64V110H63ZM68 112H69V110H68ZM6 113H7V112H6ZM10 113H11V112H10ZM25 113H26V111H25ZM33 113H34V112H33ZM42 113H44V112H42ZM45 113H46V112H45ZM139 113H141V112H139ZM186 113H188V112H186ZM193 113H194V112H193ZM1 114H2V113H1ZM136 114H138V113L136 112ZM175 114H176V113H175ZM175 114H174V115H175ZM62 115H63V114H62ZM183 115H184V114H183ZM185 115H187V114H185ZM24 116H25V115H24ZM26 116H27V115H26ZM30 116H31V115H30ZM181 116H182V115H181ZM41 117H42V116H41ZM59 117H60V116H59ZM61 117H62V116H61ZM2 118H3V117H2ZM5 118H6V117H5ZM28 118H29V117H28ZM28 118L26 117V119H28ZM37 118H39V117L37 116ZM11 119H12V118H11ZM23 119H24V118H23ZM5 120H6V119H5ZM29 120H30V118H29ZM35 120H36V118H35ZM37 121H38V120H36L35 122L37 123ZM28 122H29V121H28ZM38 122H39V121H38ZM40 122H41V120H40ZM16 123H17V122H16ZM23 123H24V121H23ZM42 123H43V122H42ZM0 124H1V122H0ZM25 124H26V123H25ZM7 125H8V124H7ZM9 125H10V123H9ZM18 125H19V124H18ZM18 125H17V126H18ZM20 125H21V124H20ZM30 125L32 126V124H30ZM0 126H1V125H0ZM35 126H36V124H35ZM35 126H34V128H35ZM42 126H43V125H42ZM42 126H41V127H42ZM44 126H45V125H44ZM191 126H192V125H191ZM191 126H190V127H191ZM196 126H197V125H196ZM198 126H199V125H198ZM201 126H202V125H201ZM3 127H4V124H3ZM18 127H19V126H18ZM18 127H17V128H18ZM24 127H25V126H24ZM27 127H28V126H27ZM194 127H195V126H194ZM21 128H22V127H21ZM34 128H33V129H34ZM38 128H39V127H38ZM38 128H36V129H38ZM36 129H35V131H36ZM39 129H40V128H39ZM45 129L47 130V128H45ZM71 129H72V128H71ZM185 129H186V128H185ZM198 129H199V128H198ZM202 129H203V128H202ZM0 130H1V129H0ZM14 130H15V129H14ZM30 130H31V128H30ZM186 130H187V129H186ZM203 130H204V129H203ZM9 131H10V130H9ZM27 131H28V130H27ZM47 131H48V130H47ZM47 131H46V132H47ZM7 132H8V130H7ZM10 132H11V131H10ZM12 132H13V131H12ZM16 132H17V131H16ZM25 132H26V131H25ZM31 132H32V131H31ZM31 132H30V133H31ZM96 132H97V131H96ZM187 132H188V131H187ZM192 132L194 133V131H192ZM204 132H205V130H204ZM204 132H202V133H204ZM28 133H29V132H28ZM36 133H39V132H36ZM43 133H45V132H43ZM202 133H200V134H202ZM31 134H32V133H31ZM41 134H42V133H41ZM91 134H92V133H91ZM200 134H199V135H200ZM3 135H4V134H3ZM3 135H2V136H3ZM7 135H8V136H7L8 139H9V133H8ZM32 135H33V134H32ZM100 135H101V134H100ZM26 136H27V135H26ZM39 136H40V135H39ZM0 137H1V136H0ZM4 137H5V136H4ZM4 137H2V138H4ZM22 137H23V136H22ZM40 137H41V136H40ZM5 138H6V137H5ZM25 138H26V137H25ZM57 138H58V137H57ZM101 138H102V137H101ZM194 138H195V137H194ZM10 139H11V138H10ZM14 139H15V137H14ZM17 139H18V137H17ZM33 139H34V138H33ZM33 139H31V140H33ZM47 139L49 140V137H48ZM53 139H54V138H53ZM75 139H76V138H75ZM186 139H187V138H185V140H186ZM4 140H5V139H4ZM31 140H30V141H31ZM188 140H189V139H188ZM197 140H199V139H197ZM5 141H6V140H5ZM14 141H15V140H14ZM14 141H13V142H14ZM16 141H17V140H16ZM22 141H23V140H22ZM41 141H42V140H41ZM49 141H50V140H49ZM73 141H74V144L78 143L77 140H76V141H77L76 143H75V140H73ZM106 141H107V140H106ZM189 141H190V140H189ZM192 141H193V140H192ZM192 141H191V142H192ZM10 142H11V141H10ZM28 142H29V141H28ZM31 142H32V141H31ZM35 142H36V141H35ZM35 142H34V143H35ZM44 142H45V141H44ZM69 142H72V140L69 141ZM108 142H109V141H108ZM194 142H195V141H193L192 143H194ZM81 143H82V142H81ZM188 143H189V142H188ZM203 143H204V142H203ZM0 144H1V143H0ZM38 144H39V143H38ZM47 144H48V143H47ZM91 144H92V143H91ZM196 144H197V142H196ZM201 144H202V142H201ZM201 144H200V145H201ZM204 144H205V143H204ZM204 144H203V145H204ZM7 145H8V144H7ZM30 145L33 146L31 143H30ZM40 145H41V144H40ZM43 145H44V143H43ZM79 145H80V143H79ZM82 145H83V144H82ZM84 145H85V144H84ZM84 145H83V147H84ZM93 145H94V144H93ZM102 145H103V144H102ZM186 145H187V144H186ZM9 146H10V145H9ZM12 146H13V145H12ZM12 146H11V147H12ZM18 146H19V145H18ZM38 146H39V145H38ZM52 146H53V145H52ZM70 146H71V145H70ZM80 146H81V145H80ZM169 146H170V145H169ZM169 146H168V147H169ZM182 146H183V145H182ZM184 146H185V144H184ZM196 146H197V145H195V147H196ZM1 147H2V145H1ZM40 147H41V146H40ZM40 147H39V148H40ZM45 147H46V146H45ZM49 147H50V146H49ZM74 147H75V146H73V148H74ZM90 147H92V146H90ZM170 147H171V146H170ZM185 147H186V146H185ZM195 147H194V148H195ZM201 147H202V146H201ZM4 148H5V147H4ZM42 148H44V147H42ZM58 148H59V147H58ZM58 148H57V149H58ZM79 148H80V147H79ZM81 148H82V146H81ZM190 148H191V147H190ZM192 148H193V147H192ZM29 149H30V148H29ZM29 149H28V150H29ZM37 149H38V148H37ZM40 149H41V148H40ZM46 149L48 150V148H46ZM51 149H52V148H51ZM75 149H77V148L75 147ZM75 149H70V150H75ZM86 149H87V148H86ZM122 149H123V148H122ZM135 149H136V147H135ZM142 149H143V148H142ZM187 149H188V146H187ZM187 149H186V150H187ZM199 149H200V148H199ZM5 150H7V147H6ZM23 150H24V149H23ZM32 150H33L32 153H34L35 151H37V150H34V149H32ZM43 150H44V149H43ZM79 150H80V149H79ZM99 150H100V149H99ZM193 150H194V149H191V151H193ZM197 150H198V149H197ZM8 151H9V150H8ZM12 151H13V150H12ZM44 151H45V150H44ZM55 151H56V150H55ZM55 151H54V152H55ZM59 151H60V150H59ZM59 151H58V152H59ZM201 151L204 152V147H203V150L201 149ZM126 152H127V151H126ZM131 152H132V151H131ZM189 152H190V151H189ZM203 152H202V153H203ZM205 152H206V151H205ZM2 153H3V152H2ZM4 153H5V152H4ZM32 153H30V154L32 155ZM36 153H37V152H36ZM36 153H35V154H36ZM79 153H80V151H79ZM129 153H130V152H129ZM129 153H128V154H129ZM195 153H196V151H195ZM195 153H194V154H195ZM80 154H81V153H80ZM98 154H99V153H98ZM123 154H124V153H123ZM189 154H191V153H189ZM189 154H188V155H189ZM5 155H9V153H8V154H5ZM13 155H14V154H13ZM15 155H16V154H15ZM20 155H21V154H20ZM24 155H25V154H24ZM43 155H45V154H43ZM68 155H69V154H68ZM68 155H67V156H68ZM76 155H78V154H76ZM124 155H125V154H124ZM145 155H146V154H145ZM196 155H197V154H196ZM202 155H203V154H202ZM29 156H30V155H29ZM37 156H38V155H37ZM39 156H40V155H39ZM45 156H46V155H45ZM45 156H44V157H45ZM65 156H66V154H65ZM65 156H63V157H65ZM71 156H72V155H71ZM73 156H74V155H73ZM193 156H194V155H193ZM198 156L200 157L201 155H198ZM10 157L12 158V156H10ZM20 157H21V156H20ZM27 157H28V156H27ZM31 157H33V156H31ZM49 157H51V155H50ZM75 157H76V156H74L73 158H75ZM95 157H96V156H95ZM195 157H196V156H195ZM199 157H198V159H199ZM201 157H202V156H201ZM201 157H200V158H201ZM23 158H24V157H23ZM34 158H35V157H34ZM66 158H67V157H66ZM66 158H65V160H66ZM73 158H72V159H73ZM192 158H193V157H192ZM204 158H205V157H204ZM57 159H58V158H57ZM106 159H107V158H106ZM188 159H190V157H189ZM19 160H22V159H19ZM94 160H95V159H94ZM97 160H98V158H97ZM99 160H100V158H99ZM108 160H109V159H108ZM114 160H115V159H114ZM22 161H23V160H22ZM30 161H31V160H30ZM109 161H110V160H109ZM198 161H199V160H198ZM10 162H11V161H10ZM26 162H27V161H26ZM86 162L88 163V161H86ZM99 162H100V161H99ZM99 162H98V164H99ZM139 162H140V161H139ZM196 162H197V161H196ZM0 163H1V162H0ZM2 163H3V162H2ZM2 163H1V164H2ZM63 163H64V162H63ZM83 163H84V162H83ZM87 163H86V164H87ZM92 163H93V162H92ZM1 164H0V165H1ZM3 164H4V163H3ZM21 164H22V163H21ZM84 164H85V163H84ZM88 164L90 165V163H88ZM113 164H114V163H113ZM195 164H196V163H195ZM195 164H194V165H195ZM27 165H28V164H27ZM65 165H66V164H65ZM82 165H83V164H82ZM121 165H122V164H121ZM121 165H120V166H121ZM1 166H2V165H1ZM15 166H16V165H15ZM28 166H29V165H28ZM83 166H84V165H83ZM86 166H87V165H86ZM98 166H99V165H98ZM101 166H102V165H101ZM136 166H137V165H136ZM95 167H96V166H95ZM104 167H105V165H104ZM127 167H129V166H127ZM132 167H133V165H132ZM141 167H142V165H141ZM193 167H194V166H193ZM117 168H118V167H117ZM129 168H130V167H129ZM189 168L191 169V167H189ZM13 169H14V168H13ZM17 169H18V168H17ZM26 169H27V168L25 167V169H23V170H26ZM28 169H29V168H28ZM51 169H53V168H51ZM113 169H114V167H113ZM2 170H4V169H2ZM7 170H8V169H7ZM43 170H44V169H43ZM10 171H11V170H10ZM16 171H17V170H16ZM36 171H37V170H36ZM38 171H39V170H38ZM52 171H53V170H52ZM140 171H141V170H140ZM1 172H2V171H0V173H1ZM23 172H24V171H23ZM47 172H48V170H47ZM50 172H51V171H50ZM50 172H48V173H50ZM54 172H56V171L54 170L53 173H54ZM61 172H62V170H61ZM69 172H70V171H69ZM141 172H142V171H141ZM6 173H7V172H6ZM14 173H15V172H14ZM14 173H13V176L15 175ZM35 173H36V172H35ZM45 173H46V172H45ZM45 173H44V174H45ZM48 173H47V174H48ZM62 173H63V172H62ZM67 173H68V172H67ZM71 173H72V172H71ZM73 173H74V171H73ZM73 173H72V174H73ZM136 173H137V172H136ZM139 173H140V172H139ZM29 174H30V172H29ZM32 174H34V173L32 172ZM40 174H41V173H40ZM44 174H43V175H44ZM47 174H46V175H47ZM54 174H55V173H54ZM60 174H61V173H60ZM64 174H65V173H64ZM128 174H129V173H128ZM141 174H144V173H141ZM141 174H140V175H141ZM203 174H204V173H203ZM17 175L19 176V173L16 174V176H17ZM22 175H23V174H22ZM26 175H27V174H26ZM34 175H35V174H34ZM37 175H38V174H37ZM46 175H45V176H46ZM49 175H52V174H49ZM73 175H74V174H73ZM81 175H82V174H81ZM189 175H190V174H189ZM198 175H202V174H199V173H198ZM13 176L11 175V177H13ZM45 176H44V177H45ZM65 176L68 177V175H65ZM76 176H77V174H76ZM78 176H79V175H78ZM78 176H77V177H78ZM143 176H144V175H143ZM21 177H22V176H21ZM133 177H134V176H133ZM141 177H142V176H141ZM200 177H201V176H200ZM203 177H204V176H203ZM4 178H5V177H4ZM14 178H15V181H16L17 178H16V177H14ZM14 178H13V180H14ZM55 178H56V177H55ZM78 178H79V177H78ZM139 178H140V177H139ZM189 178L192 179L193 177L190 176ZM198 178H199V176H198ZM214 178H215V177H214ZM18 179H19V178H18ZM42 179H43V178H42ZM73 179H77V178L75 177V178H73ZM121 179H122V178H121ZM140 179H141V178H140ZM143 179H145V178H143ZM205 179H208V178L206 177ZM205 179H204V180H205ZM3 180H4V179H3ZM8 180H9V178H8ZM47 180H50V179H47ZM52 180H53V179H52ZM54 180H55V179H54ZM54 180H53V181H54ZM58 180H59V179H58ZM66 180H67V179H66ZM71 180H72V179H70V181H71ZM187 180H188V179H187ZM193 180H194V179H193ZM209 180H210V179H209ZM25 181H26V180H25ZM45 181H46V180H45ZM50 181H51V180H50ZM55 181H57V180H55ZM55 181H54V183L56 184ZM136 181H137V180H136ZM211 181H212V179H211ZM211 181H210V182H211ZM16 182H17V181H16ZM28 182H29V181H28ZM28 182H25V184H26V185H29V184H27ZM36 182H38V181H36ZM48 182H49V181H48ZM62 182H63V181H62ZM68 182H69V181L67 180V184H68ZM129 182H130V181H129ZM186 182H187V181H186ZM42 183H43V181H42ZM45 183H46V182H45ZM54 183H53L52 185H55ZM74 183H75V182H74ZM138 183H139V182H138ZM189 183H191V182H189ZM198 183H199V182H198ZM200 183H201V182H200ZM204 183H205V182H204ZM2 184H3V182H2ZM18 184H19V182H18ZM21 184H22V182H21ZM30 184H31V183H30ZM37 184H38V183H37ZM187 184H188V183H186V185H187ZM202 184H203V182H202ZM206 184H207V183H206ZM206 184H205V185H206ZM5 185H6V184H5ZM14 185H15V184H14ZM22 185H24V184H22ZM44 185H45V184H44ZM44 185H42L43 188H44V190H43V189H42V190L46 192V189H45V188H46L47 186H46V185L44 186ZM50 185H51V184H50ZM56 185H57V184H56ZM90 185H92V184H90ZM101 185H102V184H101ZM127 185H128V184H127ZM3 186H4V185H3ZM3 186H2V187H3ZM11 186H13V185H11ZM18 186H19V185H18ZM20 186H21V185H20ZM30 186H31V185H30ZM67 186H69V185H67ZM98 186H99V185H98ZM128 186H130V185H128ZM132 186H134V184H133ZM194 186H196V185H194ZM5 187H6V186H5ZM5 187H4V188H5ZM9 187H10V186H9ZM26 187H27V186H26ZM40 187H41V186H40ZM61 187H62V186H61ZM93 187H94V186H93ZM93 187H92V188H93ZM135 187H136V186H135ZM137 187H138V186H137ZM20 188H21V187H20ZM22 188H23V187H22ZM30 188H31V187H30ZM62 188H63V187H62ZM78 188H79V187H78ZM81 188H82V187H81ZM83 188H84V187H83ZM88 188H89V187H88ZM115 188H116V187H115ZM0 189H1V188H0ZM5 189H6V188H5ZM5 189H4V192H6ZM33 189H34V188H33ZM36 189H38V188H36ZM36 189H35V190H36ZM55 189H56V188H55ZM107 189H108V188H107ZM112 189H113V188H112ZM191 189H192V188H191ZM17 190H18V189H17ZM27 190H28V189H27ZM30 190H31V189H30ZM39 190H40V188H39ZM39 190H38V191H39ZM42 190H41V191H42ZM52 190H53V189H52ZM58 190H59V189H58ZM58 190H55V191H58ZM60 190H61V188H60ZM60 190H59V191H60ZM87 190H88V189H87ZM95 190H96V189H95ZM132 190H133V189H132ZM199 190H200V189H199ZM203 190H204V188H203ZM262 190H263V192H264V189H263V188H262ZM7 191H8V188H7ZM20 191H21V190H20ZM31 191H33V190H31ZM53 191H54V190H53ZM119 191H120V190H119ZM128 191H129V189H128ZM130 191H131V189H130ZM195 191H196V190H195ZM36 192H37V191H36ZM45 192H43V193H45ZM66 192H67V191H66ZM66 192H65V196H67V195H66ZM74 192H75V191H74ZM139 192H140V189H139ZM188 192H189V190H188ZM23 193H25V191H22V194H23ZM26 193H28V192H26ZM95 193H96V192H95ZM115 193H116V192H115ZM248 193H250V192H248ZM261 193H262V191H261ZM16 194H17V192L14 194L15 197H16ZM38 194H40V193H38ZM55 194H56V193H55ZM62 194H63V193H62ZM62 194H61V195H62ZM83 194H85V193H83ZM86 194H87V193H86ZM99 194H100V193H99ZM134 194H135V193H134ZM137 194H138V193H137ZM139 194H140V193H139ZM192 194H193V193L191 192V195H192ZM12 195H13V194H12ZM30 195H31V194H30ZM118 195H119V194H118ZM128 195H129V194H128ZM27 196H28V195H26V197H27ZM32 196H33V195H32ZM43 196H45V195H43ZM63 196H64V195H63ZM124 196H125V195H124ZM247 196L250 197L249 194H248ZM26 197H25V198L23 197V198H24V199H27ZM67 197H68V196H67ZM116 197H117V196H116ZM126 197H127V196H126ZM0 198H2V197H0ZM8 198H9V197H8ZM10 198H11V197H10ZM10 198H9V199H10ZM16 198H17V197H16ZM30 198H31V197H30ZM30 198H29V199H30ZM32 198H34V196H33ZM68 198H69V197H68ZM68 198H67V199H68ZM81 198H82V197H81ZM81 198H80V199H81ZM120 198H121V197H120ZM24 199H23V200H24ZM78 199H79V198H78ZM78 199H77V200H78ZM80 199L78 200L79 202H80ZM134 199H135V197H134ZM134 199H133V200H134ZM4 200H5V199H4ZM27 200H28V199H27ZM27 200H26V201H27ZM30 200H31V199H30ZM71 200H72V199H71ZM71 200H70V201H71ZM13 201H14V200H13ZM26 201H24V202H26ZM56 201H57V199H56ZM61 201H62V199H61ZM61 201L57 202V204L60 203ZM63 201H64V200H63ZM73 201H74V200H73ZM73 201H72V202H73ZM0 202H1V201H0ZM5 202H6V201H5ZM11 202H12V201H11ZM11 202H10V203H11ZM15 202H16V201H14L13 204H15ZM20 202H22V201L20 200ZM24 202H23V203H24ZM31 202H32V201H31ZM47 202H49V201H47ZM64 202H65V201H64ZM66 202H67V201H66ZM120 202H121V201H120ZM7 203H8V202H7ZM7 203H6V204H7ZM29 203H30V202H29ZM32 203H33V202H32ZM32 203H31V204H32ZM124 203H125V202H124ZM13 204H11V205L9 204V206H13ZM20 204H21V203H20ZM24 204H25V203H24ZM60 204H61V203H60ZM64 204H65V203H64ZM73 204H74V203H73ZM85 204H86V203H85ZM3 205H4V203H3ZM22 205H23V204H22ZM32 205H33V204H32ZM32 205H31V206H32ZM15 206H16V204H15ZM15 206L13 207L14 209H15ZM18 206H19V205H18ZM0 207H1V206H0ZM2 207H3V206H2ZM2 207H1V208H2ZM5 207H6V205H5ZM19 207H20V206H19ZM23 207H24V208H25V207L27 208V204H26V206H23ZM54 207H55V206H54ZM1 208H0V210H1ZM9 208H10V207H8V209H7V208L4 209V207H3L4 210H6V209L9 210ZM20 208H21V207H20ZM115 208H116V207H115ZM119 208H120V207H119ZM123 208H124V207H123ZM190 208H192V206H191ZM33 209H35V208H33ZM55 209H56V207H55ZM60 209H61V208H60ZM108 209H109V208H108ZM17 210H19V209H17ZM28 210H32V209H29V208H28ZM61 210H62V209H61ZM13 211H14V210H13ZM35 211H36V210H35ZM58 211H59V210H58ZM58 211H56V213H57ZM6 212H7V211H6ZM24 212H25V211H24ZM24 212H23V213H24ZM26 212H27V211H26ZM28 212H29V211H28ZM47 212H48V211H47ZM15 213H16V212H15ZM48 213H50V212H48ZM123 213H124V212H123ZM0 214H1V213H0ZM3 214H4V213H3ZM18 214H19V213H18ZM61 214H63V212L60 213L59 216H61ZM126 214H127V213H126ZM218 214H219V213H218ZM253 214H254V213H253ZM255 214H257V213H255ZM255 214H254L253 217H256V218H255L256 220H262V221L264 222V218H260L259 216L257 217ZM4 215H5V214H4ZM19 215H20V214H19ZM52 215H53V214H52ZM54 215H57V214L54 213ZM127 215H128V214H127ZM221 215H222V214H221ZM257 215H260V214H257ZM6 216H7V215H6ZM14 216H15V214H14ZM14 216H13V217H14ZM22 216H23V215H22ZM124 216H125V215H124ZM260 216H261V215H260ZM3 217H5V216H3ZM9 217H10V214H9ZM11 217H12V216H11ZM16 217H17V216H16ZM18 217H19V216H18ZM51 217H53V216H50V218H51ZM127 217H128V216H127ZM246 217H247V216H246ZM20 218H22V217H20ZM53 218H54V217H53ZM142 218H143V217H142ZM216 218H217V217H216ZM216 218H215V219H216ZM221 218H222V217H220V219H221ZM242 218H243V217H242ZM1 219H2V217H1ZM4 219H6V218H4ZM10 219L12 220V218H10ZM24 219H25V218H24ZM222 219H224V218H222ZM244 219H245V218H244ZM2 220H3V219H2ZM7 220H9V219H7ZM11 220H10V222H11ZM17 220H18V219H17ZM19 220H23V219H19ZM19 220H18L17 222H19ZM52 220H54V219H52ZM156 220H157V219H156ZM190 220H191V219H190ZM226 220H227V219H226ZM234 220H235V219H234ZM234 220H232V221L230 220V221H231V222H235ZM3 221H4V220H3ZM5 221H6V220H5ZM5 221H4V222H5ZM13 221H14V219H13ZM23 221H24V220H23ZM153 221H154V220H153ZM159 221H160V219L157 221V223H158ZM162 221H163V220H162ZM199 221H200V220H199ZM199 221H198V222H199ZM215 221H216V220H215ZM221 221H222V220H221ZM237 221H239V219H238ZM247 221H248V220H247ZM0 222H1V221H0ZM8 222H9V221H8ZM52 222H53V221H52ZM52 222L50 221V223H52ZM55 222H56V221H55ZM136 222H137V221H136ZM160 222H161V221H160ZM160 222H159V224H160ZM164 222H165V221H164ZM192 222L194 223V220H193ZM192 222H190V223H192ZM244 222H245V221H243V223H244ZM248 222H249V221H248ZM250 222H252V221L250 220ZM250 222H249V224H250ZM254 222H255V221H254ZM263 222H262L261 227H262L263 224H264ZM5 223H6V222H5ZM14 223H15V222H14ZM21 223H24V222L21 221ZM21 223H20V224H21ZM28 223H29V222H28ZM53 223H54V222H53ZM137 223H138V222H137ZM152 223H153V222H152ZM210 223H211V225H212V222H210ZM216 223H217V222H216ZM218 223H219V222H218ZM239 223H241V220H240ZM239 223H238V225H240ZM245 223H246V222H245ZM257 223H258V222H257ZM8 224H9V223H8ZM24 224H25V223H24ZM132 224H133V223H132ZM155 224H156V223H155ZM208 224H209V223H208ZM224 224H225V223H224ZM232 224H233V223H232ZM259 224H261V223H259ZM9 225H10V224H9ZM13 225H14V224H13ZM21 225H22V224H21ZM31 225H32V224H31ZM36 225H37V224H36ZM39 225H40V224H39ZM39 225H38V226H39ZM55 225H56V224H55ZM55 225H54V227H55ZM156 225H157V224H156ZM188 225H189V224H188ZM195 225H198V224H195ZM218 225H219V224H218ZM220 225H221V224H220ZM220 225H219V226H220ZM228 225H230V224H227L226 227H228V228H229L230 226H232V225H230V226H228ZM250 225L252 226V224H250ZM257 225H258V224H257ZM4 226H5V225H4ZM11 226H12V225H11ZM11 226H9V227H11ZM16 226L18 227V225H16ZM41 226H42V225H41ZM152 226H153V225H152ZM164 226H165V223H164ZM164 226H163V227H164ZM185 226H187V225H185ZM200 226H201V225H200ZM214 226H215V225H214ZM242 226H244V225H242ZM2 227H3V226H2ZM12 227H13V226H12ZM19 227H20V225H19ZM19 227H18V228H19ZM22 227L24 228V226H22ZM25 227H26V225H25ZM29 227H30V226H29ZM29 227H28V228H29ZM39 227H40V226H39ZM169 227H170V226H169ZM247 227H250V226L247 225ZM259 227H260V225H259ZM263 227H264V226H263ZM263 227H262V228H263ZM15 228H16V227H15ZM36 228H37V227H36ZM160 228H162V227H160ZM184 228H185V227H184ZM197 228H198V227H197ZM214 228H215V227H214ZM233 228H234V227H233ZM239 228H241V226H240ZM255 228H256V227H255ZM3 229H4V228H3ZM3 229H2V230H3ZM29 229L31 230V228H29ZM34 229H35V227H34ZM54 229H55V228H54ZM56 229H58V228H56ZM162 229H163V228H162ZM164 229H167V228L164 227ZM164 229H163V230H164ZM171 229H172V228H171ZM171 229H170V230H171ZM212 229H213V228H212ZM4 230H5V229H4ZM4 230H3V231H4ZM18 230H19V229H18ZM18 230L16 229L15 231H18ZM21 230H22V229H21ZM39 230H40V229H39ZM42 230H44V229H42ZM58 230H59V229H58ZM170 230H169V232H170ZM196 230H197V229H196ZM213 230H214V229H213ZM236 230H237V229H236ZM0 231H1V229H0ZM3 231H2V232H3ZM13 231H14V230H13ZM22 231H23V230H22ZM22 231H20V232L22 233ZM27 231H29V230H27ZM27 231H26V232H27ZM34 231H35V230H34ZM40 231H41V230H40ZM46 231H47V230H46ZM56 231H57V230H56ZM154 231H155V230H154ZM167 231H168V230H167ZM172 231H173V229H172ZM186 231H187V230H186ZM189 231H190V230H189ZM192 231H193V230H192ZM197 231H198V230H197ZM224 231H225V230H224ZM228 231H229V230H228ZM258 231H259V230H258ZM260 231H261V230H260ZM4 232H6V231H4ZM44 232H45V231H44ZM161 232H162V231H161ZM163 232H164V231H163ZM163 232H162V233H163ZM214 232H215V231H214ZM234 232H235V231H234ZM13 233H14V232H13ZM15 233H16V232H15ZM29 233H31V232L29 231L28 234H29ZM37 233H38V232H37ZM42 233H43V232H42ZM59 233H60V232H59ZM59 233H57V234H59ZM159 233H160V231H159ZM159 233H158V234H159ZM164 233L166 234L167 232H164ZM180 233H181V231H180ZM188 233H189V232H188ZM188 233H187V234H188ZM191 233H192V232H191ZM191 233H190V234H191ZM202 233H203V232H202ZM237 233H238V232H237ZM10 234H11V232H10ZM16 234H17V233H16ZM28 234H27V236H29ZM39 234H40V233H39ZM45 234H46V233H45ZM123 234H124V233H123ZM123 234H122V235H123ZM139 234H140V233H139ZM167 234H168V233H167ZM170 234H171V232H170ZM172 234H173V235H171V236H174V233H172ZM185 234H186V233H185ZM216 234H217V233H216ZM223 234H224V233H222V236H223ZM225 234H226V233H225ZM225 234H224V235H225ZM231 234H232V233H231ZM239 234H240V233H239ZM256 234H257V233H256ZM5 235H6V234H5ZM8 235H9V234H8ZM8 235H7V236H8ZM32 235H34V234H32ZM60 235H62V232H61ZM66 235H67V234H66ZM68 235H69V234H68ZM176 235H178V234H176ZM217 235H218V234H217ZM219 235H220V234H219ZM226 235H228V234H226ZM229 235H230V234H229ZM229 235H228V236H229ZM237 235H238V234H237ZM260 235H261V234H260ZM260 235H259L258 237H260ZM11 236H12V234H11ZM14 236H15V235H14ZM18 236L20 237V234H19ZM23 236H25V234H24ZM27 236H26V237H27ZM30 236H31V235H30ZM34 236H35V235H34ZM119 236H121V234H119ZM124 236H125V235H124ZM124 236H123V237H124ZM138 236H140V235H138ZM167 236H169V235H167ZM167 236H166V238H167ZM178 236H181V235H178ZM178 236H176V237L178 238ZM184 236H187V235H184ZM192 236H193V235H192ZM194 236L196 237V235H194ZM204 236H205V235H204ZM211 236L213 237L212 234H211ZM0 237H3V236H0ZM26 237H25V238H26ZM63 237H64V236H63ZM125 237H127V236H125ZM130 237H131V236H130ZM145 237H147V234H146ZM157 237H158V236H157ZM161 237H162V236H161ZM169 237H170V236H169ZM176 237H175V239H176ZM188 237H189V236H187V240H188ZM190 237H191V235H190ZM215 237H216V236H215ZM223 237H224V236H223ZM258 237H256V238H258ZM6 238H7V237H6ZM22 238H23V237H22ZM27 238H30V237H27ZM32 238H33V237H32ZM141 238H142V236H141ZM147 238H149V237H147ZM166 238H165V239H166ZM191 238H193V237H191ZM224 238H226V237H224ZM231 238H232V236H231ZM9 239H10V238H9ZM11 239H12V237H11ZM13 239H14V238H13ZM16 239H17V238H16ZM152 239H153V238H152ZM165 239L163 238V241H165ZM169 239H170V238H169ZM182 239H183V237H182ZM189 239H190V238H189ZM220 239H221V238H220ZM1 240H5V239L1 238ZM6 240H8V239H6ZM18 240H19V238H18ZM18 240H17V241H18ZM20 240H23V239H20ZM28 240H30V239H28ZM131 240H132V239H131ZM144 240H145V238H144ZM158 240H159V237H158ZM167 240H168V239H167ZM184 240H186V239L184 238ZM184 240H179V239H177L176 241L180 242V241H184ZM195 240H196V239H195ZM198 240H199V239H198ZM198 240H197V241H198ZM215 240H216V239H215ZM222 240H223V239H222ZM251 240H253V239H251ZM251 240H250V242L252 243L253 241H251ZM255 240H257V239H255ZM9 241H10V240H9ZM15 241H16V240H15ZM17 241H16V242H17ZM26 241H27V240H26ZM88 241H89V240H88ZM190 241H191V239H190ZM205 241H206V240H205ZM207 241H208V240H207ZM210 241H212V240H210ZM210 241H209V242H210ZM263 241H264V240H263ZM6 242H8V241H6ZM20 242H21V241H20ZM29 242H30V241H28V243H29ZM92 242H94V241H92ZM134 242H135V241H134ZM138 242H140V241H138ZM142 242H143V241H142ZM142 242H141V244H142ZM145 242H146V241H145ZM157 242H158V241H157ZM159 242H160V241H159ZM159 242H158V243H159ZM165 242H166V241H165ZM169 242H174V239L171 238V241H169ZM178 242H174V243H178ZM191 242H192V241H191ZM199 242H200V241H199ZM209 242H208V243H209ZM220 242H221V241H220ZM255 242H256V241H255ZM8 243H9V242H8ZM8 243H7V244H8ZM14 243H15V242H14ZM17 243H18V242H17ZM23 243H24V241H23ZM25 243H27V242H25ZM28 243H27V244H28ZM31 243H32V242H31ZM45 243H46V242H45ZM45 243H44V244H45ZM57 243H58V242H57ZM89 243H91V242H89ZM130 243H131V242H130ZM154 243H155V242H154ZM158 243H157V244H158ZM174 243H173L172 246H174ZM184 243H185V241H184ZM189 243H190V242H189ZM193 243H194V242H193ZM196 243H197V242H196ZM206 243H207V242H206ZM257 243H258V242H257ZM7 244H6V245H7ZM9 244H10V243H9ZM157 244H156V245H157ZM161 244H162V243H161ZM165 244H166V243H165ZM165 244H162V245L164 246ZM169 244H170V243H169ZM171 244H172V243H171ZM178 244H179V243H178ZM181 244H182V243H181ZM186 244H188V243H186ZM214 244H216V243H214ZM214 244H212V245L215 246ZM217 244H218V243H217ZM255 244H256V243H255ZM262 244H263V243H262ZM0 245H1V244H0ZM21 245H23V244L21 243ZM21 245H20V246H21ZM40 245H41V244H40ZM45 245H48V243L45 244ZM86 245H89V244H86ZM93 245H94V244H93ZM137 245H138V244H137ZM162 245H161V246H162ZM175 245H176V244H175ZM188 245H189V244H188ZM192 245H193V244L191 243L190 246H192ZM195 245H196V244L194 243L193 246H195ZM206 245H207V244H206ZM65 246H67V245H65ZM152 246H153V243H152ZM152 246H151V247H152ZM168 246H169V245H168ZM168 246L166 245L165 248L168 247ZM176 246H178V245H176ZM179 246H180L179 248L181 249V245H180V244H179ZM182 246H184V245H182ZM186 246H187V245H186ZM186 246H185V247H186ZM199 246H200V244H199ZM201 246H202V244H201ZM207 246H208V245H207ZM250 246H251V245H250ZM7 247H8V246H7ZM10 247H12V246H10ZM32 247H33V246H32ZM37 247H39V245H38ZM75 247H76V246H75ZM143 247H144V246H143ZM154 247H155V246H154ZM157 247H158V246H157ZM157 247H156V248H157ZM169 247H171V246H169ZM205 247H206V246H205ZM205 247H204V248H205ZM217 247H218V246H217ZM2 248H3V246H2ZM18 248H19V247H18ZM42 248H43V246H42ZM42 248H41V249H42ZM67 248H69V247H67ZM179 248H178V249H179ZM183 248H184V247H183ZM186 248H187V247H186ZM188 248H189V247H188ZM195 248H196V247H195ZM199 248H200V247H199ZM204 248H203V249H204ZM251 248H252V246H251ZM7 249H9V247H8ZM10 249H11V248H10ZM10 249H9V250H10ZM15 249H16V248H14V250H15ZM21 249H22V248H21ZM21 249H20V250H21ZM58 249H59V248H58ZM91 249H92V247H91ZM151 249L154 251L153 248H151ZM159 249H162V248L159 247ZM173 249H174V248H173ZM192 249H193V248H192ZM192 249L190 248V250H192ZM197 249H198V248H197ZM205 249H206V248H205ZM257 249H258V248H257ZM12 250H13V249H12ZM18 250H19V249H18ZM37 250H38V248H37ZM61 250H62V249H61ZM97 250H99V248H98ZM97 250H96V251H97ZM148 250H149V249H148ZM148 250H147V252H148ZM152 250H150V251H152ZM163 250H164V247H163ZM174 250H175V249H174ZM181 250H182V249H181ZM181 250H180V251H181ZM207 250H208V249H207ZM213 250H214V249H213ZM254 250H255V249H254ZM4 251H5V249H4ZM15 251H17V250H15ZM22 251H23V250H22ZM24 251H25V250H24ZM24 251H23V252H24ZM38 251H40V250H38ZM38 251H37V252H38ZM87 251H88V250H87ZM164 251H165V250H164ZM167 251H169V250H167ZM167 251H165V253H166ZM182 251H183V250H182ZM182 251H181V252H182ZM184 251H185V250H184ZM186 251H187V250H186ZM188 251H189V249H188ZM192 251H193V250H192ZM199 251H200V250H199ZM202 251H203V250H202ZM204 251H205V250H204ZM204 251H203V252H204ZM208 251H209V250H208ZM2 252H3V250H2ZM20 252H21V251H20ZM25 252H26V251H25ZM27 252H29V251H27ZM72 252H73V251H72ZM82 252H83V251H82ZM154 252H155V251H154ZM194 252H197V251H194ZM206 252H207V251H206ZM209 252H210V251H209ZM7 253H8V250L6 251V254H7ZM14 253H15V252H13V253H11V254L15 255ZM29 253H30V252H29ZM35 253H36V251H35ZM38 253H39V252H38ZM49 253H50V252H49ZM84 253H85V252H84ZM148 253H150V252H148ZM148 253H147V254H148ZM155 253H157V252H155ZM160 253H161V252H160ZM160 253H159V254H160ZM172 253H173V252H172V250H171V254H170V255L173 256V254H174L175 252H174L173 254H172ZM185 253H186V252H185ZM185 253H183V254L181 253V254L184 255ZM187 253H188V252H187ZM187 253H186V254H187ZM204 253H205V252H204ZM8 254H10V252H9ZM16 254H17V253H16ZM21 254H22V252H21ZM27 254H28V253H27ZM91 254L93 255V252H92ZM91 254H90V255H91ZM157 254H158V253H157ZM168 254H169V253H168ZM186 254H185L184 256H188V255H189V254H188V255H186ZM191 254H192V253H191ZM199 254H200V253H199ZM202 254H203V253H202ZM206 254H207V253H206ZM17 255H18V254H17ZM42 255H43V254H42ZM81 255H82V254H81ZM86 255H88V254H86ZM151 255H152V254H150V258H151ZM155 255H156V254H155ZM160 255H161V254H160ZM162 255H163V254H162ZM204 255H205V254H204ZM208 255H210V254H208ZM208 255H205V257L208 256ZM211 255H212V254H211ZM1 256H2V255H0V257H1ZM3 256H4V255H3ZM23 256H24V255H23ZM28 256H29V255H28ZM30 256H31V255H30ZM30 256H29V257H30ZM36 256H37V255H36ZM43 256H44V255H43ZM54 256H55V255H54ZM57 256H58V255H57ZM88 256H89V255H88ZM88 256H86V259L89 258ZM167 256H168V255H167ZM184 256H183V257H184ZM191 256H193V254H192ZM191 256H190V258H191ZM11 257H12V256H11ZM18 257H19V255L16 256V258H18ZM25 257H26V256H25ZM46 257H47V256H46ZM55 257H56V256H55ZM58 257H59V256H58ZM152 257H153V256H152ZM158 257H159V256H158ZM164 257H165V256H164ZM169 257H170V256H169ZM173 257H175V255H174ZM173 257H172V258H173ZM188 257H189V256H188ZM188 257H186V259H187ZM196 257H197V256H196ZM199 257H200V256H199ZM199 257H198V259H199ZM201 257H202V256H201ZM203 257H204V256H203ZM208 257H209V256H208ZM254 257H255V256H254ZM1 258H2V257H1ZM12 258H13V257H12ZM19 258H21V256H20ZM22 258H23V257H22ZM27 258H28V257H27ZM34 258H36V257H34ZM56 258H57V257H56ZM82 258H83V257H82ZM162 258H163V257H162ZM166 258H167V257H166ZM177 258H178V257H177ZM179 258H180V256H179ZM184 258H185V257H184ZM193 258H194V257H193ZM255 258L257 259V257H255ZM8 259H11V258H8ZM24 259H26V258H24ZM40 259H41V258H40ZM53 259H54V258H53ZM53 259H51V262H52ZM86 259H85V260H86ZM151 259H152V258H151ZM159 259H160V258H159ZM196 259H197V258H196ZM202 259H203V258H202ZM202 259H201L200 261H204V259H203V260H202ZM260 259H261V258H260ZM5 260H6V258H5ZM17 260H18V259H17ZM17 260L15 259L14 261H17ZM30 260H31V259H30ZM35 260H36V259H35ZM46 260H48V259L46 258ZM56 260H57V259H56ZM58 260H59V259H58ZM63 260H64V259H63ZM77 260H78V259H77ZM85 260H84V261H85ZM90 260H91V258H90ZM92 260H93V259H92ZM94 260H95V259H94ZM96 260H97V259H96ZM117 260H118V259H117ZM171 260H172V259H171ZM175 260H176V259H175ZM181 260H182V259H181ZM187 260H188V259H187ZM190 260H191V259H190ZM205 260H206V258H205ZM18 261H20V260H18ZM22 261H23V260H22ZM36 261H37V260H36ZM114 261H115V260H114ZM118 261H119V260H118ZM118 261H117V263H118ZM154 261H157V260L154 259ZM179 261H180V260H179ZM184 261H185V260H184ZM192 261L194 262V260H192ZM208 261L211 262L210 260H208ZM1 262H3V261L1 260ZM1 262H0V263H1ZM12 262H13V261H12ZM23 262H24V261H23ZM33 262H34V261H33ZM33 262H32V263H33ZM44 262H45V261H44ZM53 262H54V260H53ZM75 262H76V261H75ZM77 262H78V261H77ZM79 262H80V261H79ZM86 262H87V261H86ZM88 262H89V261H88ZM95 262H96V261H95ZM115 262H116V261H115ZM151 262H152V261H151ZM151 262H148V261H146V260L144 259V260L140 261V264H148V263H150V264H155L154 262H153V263H151ZM172 262H173V261H172ZM186 262H187V261H186ZM190 262H191V261H190ZM195 262H196V264H197L198 261H195ZM215 262H216V261H215ZM217 262H218V261H217ZM258 262H262V261H261V260H260V261L257 260V261H256V264H260V263H258ZM16 263H18V262H16ZM25 263H27V262L25 261ZM29 263H30V262H29ZM36 263H37V262H36ZM47 263H48V262H47ZM58 263L60 264V262H58ZM98 263H100V262H98ZM108 263H109V262H108ZM108 263H107V264H108ZM159 263H160V262H159ZM174 263H175V262H174ZM205 263H207V261H205ZM8 264H9V263H8ZM13 264H14V263H13ZM37 264H38V263H37ZM39 264H40V263H39ZM119 264H120V263H119ZM168 264H171L170 261L168 262ZM175 264H176V263H175ZM178 264H179V263H178ZM186 264H187V263H186ZM199 264H200V262H199ZM203 264H204V263H203ZM210 264H211V263H210ZM213 264H214V262H213Z\"/></svg>",
  "mask_w": 264,
  "mask_h": 264
}]
</instances>
